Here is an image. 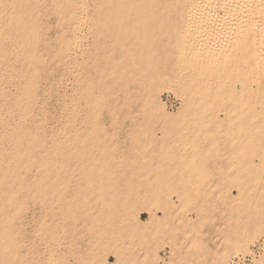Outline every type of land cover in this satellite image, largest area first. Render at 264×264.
Masks as SVG:
<instances>
[{"label": "rangeland", "instance_id": "374dc122", "mask_svg": "<svg viewBox=\"0 0 264 264\" xmlns=\"http://www.w3.org/2000/svg\"><path fill=\"white\" fill-rule=\"evenodd\" d=\"M206 2V11L213 8L224 13L223 1ZM54 18H42L43 25H49L43 30L45 41L40 47L44 60L48 58L46 46L53 45L61 34ZM70 32L73 31L70 29L65 35ZM74 32L78 41L69 51L74 64L66 68L57 59L52 61L51 68L40 73L34 99L24 97L27 106L20 110L8 107L6 103L14 99L6 102L0 90V175L5 173L7 163L18 164L16 172L24 182L19 187L12 180V191L18 194L0 217L1 225L9 222L12 226L11 237L16 246L13 264H141V260L150 258L148 246H154L160 258H171V264H214L220 237L246 222V213L231 210L232 193L236 194L237 188L228 182L241 178L247 193L259 185L254 183L262 171L252 159L250 170L239 151L241 141L248 146L253 139L239 138L240 127L233 128L225 122L203 121L182 129L186 133L181 134L180 128L176 131L169 122L158 121L149 113L142 94L131 83L128 94L123 93L120 83L115 84V93L110 97L103 96L100 88L94 89L97 101L104 102L98 107H92L95 100L86 96H75L71 102L74 89H87L86 77L95 75L91 56L82 52L88 47L91 33L86 24ZM6 59L15 65L14 55H7ZM3 63L0 61V67ZM0 81L7 99L13 97L16 81L5 72ZM223 81L219 108L235 119L242 103L235 96L240 83L235 81L230 92L229 78ZM160 97L169 111L179 106L180 98L173 88L163 89ZM201 112L205 117L210 105L206 104ZM258 119H252V130ZM14 127L32 136L26 138V145L31 144L32 148L30 160L9 159L10 143L3 133ZM204 134V140L199 138ZM36 141L41 145L34 144ZM198 145L201 151L194 152L193 147ZM183 148L192 152L183 154ZM43 157L51 158V162H39ZM51 164L56 165V172ZM187 168L192 169L189 180H197L200 192L195 203L185 209L193 224L182 225L178 233L173 229L170 234L160 229L147 233L140 220L148 217L145 203H161L170 197L177 206V178ZM45 175L49 176L48 191L46 196H40L34 188ZM150 185L158 194L146 199ZM208 186L210 192L203 194ZM77 201L80 209L74 207ZM243 202L247 203L245 198ZM176 206L173 211L179 210ZM156 211L163 215L160 208Z\"/></svg>", "mask_w": 264, "mask_h": 264}, {"label": "bare ground", "instance_id": "6f19581e", "mask_svg": "<svg viewBox=\"0 0 264 264\" xmlns=\"http://www.w3.org/2000/svg\"><path fill=\"white\" fill-rule=\"evenodd\" d=\"M220 1L224 2L223 14L213 8L206 11V0H91L89 4L83 0H0V61L4 62L0 78L5 72L16 81V89L11 93L14 96L10 99L4 88L0 90L6 102L14 99L6 103L8 107L27 106L24 97L34 99L40 73L48 66L51 68L52 61L57 59L66 68L74 64L69 52L78 41L74 31L86 24L91 40L82 52L91 56L95 75L86 77L87 89L81 90V86L74 89L71 102L75 96H86L96 101L92 107H98L104 102L97 101L94 89L100 88L103 96L110 97L115 93V84L120 83L123 93L128 94L131 83L142 94L149 113L158 121L169 122L175 130H188L203 121L206 124L225 122L233 128L240 127L242 135L239 138L253 139L248 146L241 141L239 151L250 170L252 159L262 171L254 183L259 185L247 193L246 183L241 178H231L228 182L237 188V193H232L231 210L246 213V222L233 226L220 237V250L214 264H234L246 254L252 255L251 264H264V250L255 254L251 248L260 240L264 242V0ZM48 15L55 16L61 34L55 37L53 45L46 46L48 58L44 60L40 47L45 41L43 30L49 25L44 26L42 18ZM70 29L73 32L65 35ZM10 54L15 56L13 66L6 59ZM224 78H229L227 88L230 92L234 90L235 81L240 83L238 95L235 94L242 101L237 121L227 110L219 108ZM166 88H173L180 98L174 111H169L160 97V92ZM206 104L210 105V112L203 117L201 109ZM256 117L260 119L252 130V119ZM17 127L3 133L10 143L9 159L30 160L32 148L31 144L26 145V138L32 136ZM205 135L199 138L204 140ZM34 144L41 145V142ZM192 150L200 152L201 146H194ZM192 150L183 148L182 152L186 154ZM41 161L49 163L51 158L43 157ZM11 164L7 163L3 168L5 173L0 175V217L18 194L12 191V180L19 187L24 183L16 172L18 164ZM51 169L56 172V165L51 164ZM191 173L192 169L187 168L178 175L177 206L170 197L161 203H145L148 217L140 220L147 233L156 229L178 233L182 225L193 224V218L185 214V209L195 203L200 192L197 180L195 183L189 180ZM48 181L49 176L45 175L35 185L40 196H46ZM207 188L203 194L210 192L209 186ZM147 191L146 199L158 194L152 186ZM244 198L247 203L243 202ZM175 206L179 210L173 211ZM74 207L80 209L78 201ZM158 208L163 210V215L158 214ZM11 228L9 222L1 225L0 220V264H13L15 259ZM146 238L151 239L149 234ZM147 254L150 258L141 260V264L147 261L171 264V258H160L154 246H148Z\"/></svg>", "mask_w": 264, "mask_h": 264}, {"label": "built area", "instance_id": "2783aa9c", "mask_svg": "<svg viewBox=\"0 0 264 264\" xmlns=\"http://www.w3.org/2000/svg\"><path fill=\"white\" fill-rule=\"evenodd\" d=\"M252 253L258 254L260 251L264 250V242L260 240L259 242L252 245ZM251 254H246L236 259L234 264H250L251 263Z\"/></svg>", "mask_w": 264, "mask_h": 264}]
</instances>
